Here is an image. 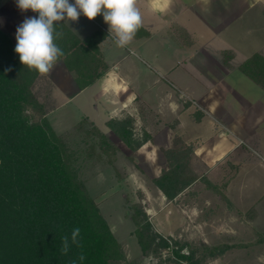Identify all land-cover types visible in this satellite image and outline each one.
Wrapping results in <instances>:
<instances>
[{
	"label": "crops",
	"instance_id": "0c3cea01",
	"mask_svg": "<svg viewBox=\"0 0 264 264\" xmlns=\"http://www.w3.org/2000/svg\"><path fill=\"white\" fill-rule=\"evenodd\" d=\"M137 7L142 26L128 46L119 48L122 56L102 15L89 20L81 14L78 21L63 22L78 40L103 38L98 47L108 66L104 76L80 88L60 58L43 79L57 85L63 103L75 110V100L98 84L95 97L104 103L109 120L118 118L114 114L119 103L123 108L136 104L128 114L143 134V129L150 134L143 148L151 146L153 157L146 159L164 161V169L168 163H186L194 181L185 191L201 182L226 187L217 197L223 218L236 219L237 214L242 217L254 209L258 219L264 195L252 201L253 209L240 210L233 193L264 186V75H247L240 69L256 55L264 58V43L237 59L240 50L213 41L233 35L235 25L250 11L264 19V0H137ZM6 9L15 31L10 32L11 21L3 23L1 13L0 29L13 40L24 19L36 14L29 9L22 16L16 0H1L0 10ZM236 38L251 40L252 36L241 29ZM201 55L213 64L199 60ZM145 65L150 72L141 71ZM262 67L264 72V64L252 66L258 72Z\"/></svg>",
	"mask_w": 264,
	"mask_h": 264
},
{
	"label": "rangeland",
	"instance_id": "374dc122",
	"mask_svg": "<svg viewBox=\"0 0 264 264\" xmlns=\"http://www.w3.org/2000/svg\"><path fill=\"white\" fill-rule=\"evenodd\" d=\"M0 13L3 23L11 21L10 32L15 31V22L11 15L7 17L8 10ZM256 14L255 10L250 11L235 25L233 35L227 33L226 39L213 42L216 46L232 45L241 51L237 59H242L264 43V19ZM241 29L249 32L252 39L237 40ZM12 41L15 43L16 39ZM117 49L122 56V50ZM198 59L206 65L213 64L204 55ZM145 69L149 70L147 65L141 67V71ZM56 86L43 75L36 77L31 90L39 117L51 125L73 177L98 206L117 239L123 257L115 264H264V186H248L233 193L240 210L251 206L253 209L252 201L262 198L258 219L254 209H248L242 217L236 213V219L223 218L217 197L225 193L226 187L219 185L201 182L170 201L154 182L166 170V163L146 159L153 157L151 146L143 148L150 134L145 129L143 134L128 114V109L133 112L136 104L123 108V103H119L120 110L114 114L118 116L114 120L130 122L124 130L133 135H126L129 142L125 143L106 127L109 119L102 107L104 103L95 97L98 84L75 100L77 110L63 103L65 98L57 94ZM145 216L156 235L153 243L148 233L142 242L138 234L145 227ZM145 241L149 245L146 250L142 247Z\"/></svg>",
	"mask_w": 264,
	"mask_h": 264
},
{
	"label": "trees",
	"instance_id": "16d2710c",
	"mask_svg": "<svg viewBox=\"0 0 264 264\" xmlns=\"http://www.w3.org/2000/svg\"><path fill=\"white\" fill-rule=\"evenodd\" d=\"M59 23L57 30L63 37L55 42L65 54L61 59L84 88L107 72L98 47L103 38L94 35L78 40ZM15 46L0 29V264H70L81 253L85 260L77 259V264L119 263L123 253L117 239L98 206L73 177L51 125L39 117L31 90L39 73L21 64ZM259 63L264 64V58L256 55L240 69L247 75L263 76V67L260 72L252 68ZM107 126L125 143L133 135L124 130L130 122L110 119ZM164 153L170 157L169 152ZM168 164L154 182L172 201L194 178L188 177L186 163ZM76 227L81 230L82 247L72 245L63 256L61 238L70 236ZM151 232L145 216V227L138 232L141 242L148 233L153 243L156 235ZM142 247L146 250L149 245L145 241Z\"/></svg>",
	"mask_w": 264,
	"mask_h": 264
},
{
	"label": "clouds",
	"instance_id": "9594fccd",
	"mask_svg": "<svg viewBox=\"0 0 264 264\" xmlns=\"http://www.w3.org/2000/svg\"><path fill=\"white\" fill-rule=\"evenodd\" d=\"M16 4L22 12L30 9L38 13L36 17L25 18L17 27L15 52L21 64L40 75L49 74L65 55L55 42L63 37V32L57 30L59 22L78 21L81 14L89 20L102 15L118 48L128 46L142 26L137 0H74V3L69 0H16ZM80 237L79 227L73 228L70 236L64 235L61 255L67 256L72 245L82 247ZM77 259L84 261V254ZM77 259L70 264H77Z\"/></svg>",
	"mask_w": 264,
	"mask_h": 264
}]
</instances>
